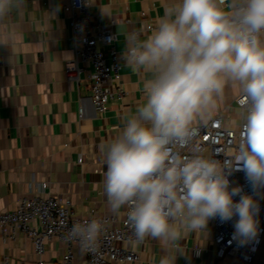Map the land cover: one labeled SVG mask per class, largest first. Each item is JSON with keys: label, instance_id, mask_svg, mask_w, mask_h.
Listing matches in <instances>:
<instances>
[{"label": "clouds", "instance_id": "clouds-1", "mask_svg": "<svg viewBox=\"0 0 264 264\" xmlns=\"http://www.w3.org/2000/svg\"><path fill=\"white\" fill-rule=\"evenodd\" d=\"M27 5V0H0V22ZM162 7L147 35L126 34L121 57L141 76L144 98L101 146L103 193L112 214L127 209L128 245L138 249L155 241L162 255L152 264H176L188 258L189 237L207 235L213 220L232 224L229 243H258L264 199V0H165ZM56 11L47 15L54 18ZM101 12L111 17L103 7ZM15 36L12 28L0 32V45L14 47ZM226 86L239 90L243 123L238 150L221 162L201 146L197 132L216 114ZM237 171L250 191L233 186L229 177ZM107 224L97 218L78 221L64 240L95 253Z\"/></svg>", "mask_w": 264, "mask_h": 264}, {"label": "crops", "instance_id": "crops-1", "mask_svg": "<svg viewBox=\"0 0 264 264\" xmlns=\"http://www.w3.org/2000/svg\"><path fill=\"white\" fill-rule=\"evenodd\" d=\"M68 1L27 0V7L0 22V32L16 30L14 47L0 45V210L13 209L21 196L32 194V186L47 182L50 194L72 200L77 215L87 216L93 210L97 215L122 219L125 209L112 214L103 193L106 165L101 146L142 102V78L123 64L120 84L127 95L104 114L97 112L88 72L79 81H71L65 71L66 63L75 57L64 10ZM163 3L165 0H95L92 14L105 25L115 21L116 45L123 51L126 34L143 30L147 35L145 18L155 24L163 14ZM101 7L111 17L103 15ZM56 9L54 18L47 15ZM237 96L236 86H226L215 114L223 117L226 126L237 127L243 118L235 103ZM213 227L210 221L207 235L190 236L188 258L181 257L176 264H247L238 258L217 257ZM195 248H202L201 257L193 256ZM136 250L139 259L131 264H152L154 257L158 262L162 255L155 241ZM63 252L64 244L55 240L47 244L44 257L59 264ZM34 253L32 241L23 234L16 239L0 235V260L7 255L12 264H35ZM75 254L78 263L84 254L80 250ZM255 260L252 264H264V242Z\"/></svg>", "mask_w": 264, "mask_h": 264}, {"label": "built area", "instance_id": "built-area-1", "mask_svg": "<svg viewBox=\"0 0 264 264\" xmlns=\"http://www.w3.org/2000/svg\"><path fill=\"white\" fill-rule=\"evenodd\" d=\"M64 10L69 16L72 39L75 43V57L65 66L67 78L79 81L81 75L88 72L91 99L97 112L104 114L113 102H120L127 95L120 84L123 60L122 51L116 45V34L112 29L115 21L109 25L95 21L92 5L89 6L86 0H69ZM141 15L146 17L145 12ZM153 26L154 24L145 18V30L148 32ZM109 37L113 38L111 42L108 40ZM237 97L235 103L239 107ZM242 123L243 118L237 127L226 126L223 117L217 114L206 124L198 127L197 140L209 154L223 162L232 158L238 150ZM78 161L82 162V158ZM229 179L233 186L242 185L245 191H250L242 171L234 172ZM31 188L32 194L21 196L13 209L0 210V235L16 239L18 234H23L30 239L36 256L35 264H52L44 256L47 254V244L55 240L64 244L59 264H131L138 261V251L127 244L131 230L126 223V208L122 219L110 215H97L93 210L87 216H80L74 213L70 198H61L47 191L49 189L47 182H40ZM260 203L261 231L258 243L237 247L235 242L229 243L233 232L232 224L211 221L214 226L213 242L218 258L229 256L247 264L256 261L255 258L264 242V199H261ZM93 218L108 221L107 233L101 237L97 252H82L83 258L76 263L75 251L80 250V247L75 241L66 243L65 233L74 223ZM202 254V248L193 250L195 258L201 257ZM0 264H12L11 258L3 256Z\"/></svg>", "mask_w": 264, "mask_h": 264}]
</instances>
